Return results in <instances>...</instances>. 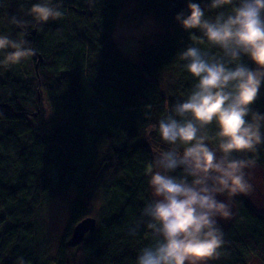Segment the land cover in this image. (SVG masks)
<instances>
[{
    "label": "trees",
    "instance_id": "16d2710c",
    "mask_svg": "<svg viewBox=\"0 0 264 264\" xmlns=\"http://www.w3.org/2000/svg\"><path fill=\"white\" fill-rule=\"evenodd\" d=\"M123 1L63 0L64 17L39 24L27 13L40 0H0V34L26 40L35 50L29 63L39 68L38 78L24 61L0 66V225L12 222L0 234V264H17L18 257L27 264H135L139 250L154 242L141 212L152 199L153 144L168 146L144 129L186 99L196 82L180 53L209 46L199 43V31L185 32L174 19L188 0H138L143 15L161 19L168 32L143 51L135 53L134 44V53L120 52L110 38ZM194 2L204 7L208 0ZM228 10L205 8L207 17ZM13 15L28 21L26 27L11 25ZM253 107L264 113V86ZM257 165L264 171V147ZM71 189L78 194L71 225L95 215L98 228L79 246L62 243L50 258L40 214ZM233 206L231 225L219 223L227 255L213 262L251 264L257 257L264 264V214L244 195ZM138 222L142 227L130 235Z\"/></svg>",
    "mask_w": 264,
    "mask_h": 264
},
{
    "label": "clouds",
    "instance_id": "9594fccd",
    "mask_svg": "<svg viewBox=\"0 0 264 264\" xmlns=\"http://www.w3.org/2000/svg\"><path fill=\"white\" fill-rule=\"evenodd\" d=\"M62 3L40 0L27 14L39 24L60 20ZM205 8L229 10L207 17ZM174 19L185 32L199 31L209 50L193 45L180 53L196 82L186 99L144 129L168 147L149 165L152 199L141 217L154 242L139 250L135 264H209L226 256L219 220L232 218L237 196L253 192L247 170L264 147V113L253 107L264 86V0H208L204 7L188 0ZM9 23L24 28L28 21L13 15ZM0 54L7 68L35 50L0 34ZM141 227L132 225L129 234ZM17 264L27 262L18 257Z\"/></svg>",
    "mask_w": 264,
    "mask_h": 264
},
{
    "label": "rangeland",
    "instance_id": "374dc122",
    "mask_svg": "<svg viewBox=\"0 0 264 264\" xmlns=\"http://www.w3.org/2000/svg\"><path fill=\"white\" fill-rule=\"evenodd\" d=\"M120 14L117 19V23L113 30V34L110 38L111 43H117V49L123 53H135L138 51H143L148 44L156 43L158 36L167 33L165 30V23L161 19H157L155 15L148 14L144 16L142 9L138 4V0H124L121 4ZM159 42V41H158ZM157 42V43H158ZM110 52L106 48L105 56ZM126 54L124 59H126ZM27 63V71L32 74L35 71V66L33 61L29 63V58L23 60ZM140 64H142L139 61ZM173 76V72H166L164 74L165 78ZM35 75H31L29 79H33ZM166 95V94H165ZM43 102L41 103V113L44 114V120L51 117V110L49 107L48 99L44 96ZM37 112H40L36 108ZM35 117L32 116L31 119ZM159 144H165L162 141ZM153 150L155 155L158 154L160 150H165L164 146L153 144ZM250 175V182L253 184V192L247 196L250 205L254 207L257 212H264V172L261 166L257 165L253 169L247 170ZM76 189H71L68 195H59L49 201L48 204L42 209L40 217L41 222L44 227V233L48 241V257H55L61 251V245L70 239L73 226L71 225L73 202L77 198ZM223 199V197H221ZM234 209V208H233ZM232 209V210H233ZM235 212L233 211V216L229 220H219L224 228L231 225ZM95 216V215H93ZM12 222L0 225V234L7 230ZM209 264H216L210 261ZM251 264H263L261 260L257 257L252 259Z\"/></svg>",
    "mask_w": 264,
    "mask_h": 264
},
{
    "label": "water",
    "instance_id": "95a60500",
    "mask_svg": "<svg viewBox=\"0 0 264 264\" xmlns=\"http://www.w3.org/2000/svg\"><path fill=\"white\" fill-rule=\"evenodd\" d=\"M40 60L42 62V58ZM35 68H36L37 77L39 78L38 64L35 66ZM39 99H40V94H39ZM97 224H98L97 218L94 216L81 219V221H79L74 225L70 239L67 241V246L72 248L82 244V242L86 239L87 235L93 234L97 230L98 228Z\"/></svg>",
    "mask_w": 264,
    "mask_h": 264
},
{
    "label": "crops",
    "instance_id": "0c3cea01",
    "mask_svg": "<svg viewBox=\"0 0 264 264\" xmlns=\"http://www.w3.org/2000/svg\"><path fill=\"white\" fill-rule=\"evenodd\" d=\"M263 172H264V171H263ZM244 196H245V195H244ZM245 197H247V196H245ZM233 208H234V206L232 205V209H233ZM256 210H257V209H256ZM233 211L235 212V208L233 209ZM259 213L262 214V215L264 214V212L261 213L260 211H259ZM235 215H236V212H235ZM235 215H234V217H235ZM234 217H233V220L235 219ZM233 220H232V221H233ZM231 223H232V222H231Z\"/></svg>",
    "mask_w": 264,
    "mask_h": 264
}]
</instances>
